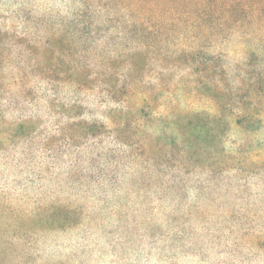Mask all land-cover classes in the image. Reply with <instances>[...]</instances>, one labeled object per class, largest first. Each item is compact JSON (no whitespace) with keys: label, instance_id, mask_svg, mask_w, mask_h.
<instances>
[{"label":"rangeland","instance_id":"obj_1","mask_svg":"<svg viewBox=\"0 0 264 264\" xmlns=\"http://www.w3.org/2000/svg\"><path fill=\"white\" fill-rule=\"evenodd\" d=\"M124 1L138 0H0V29L45 37L52 48L56 46L52 36L69 37L76 55L66 62L95 65L104 81L91 86H103L111 69L107 61L113 59L114 73H127L126 54L141 41L135 36L132 39L118 23L126 20L121 7ZM145 1L159 3L163 10L169 0ZM244 1L253 4L259 0ZM247 12L253 16V6ZM110 16L117 18L109 27L106 19ZM251 18L244 26L198 35L202 36L198 39L193 30L187 33V41L169 34L168 45L157 44L156 51L163 48L166 53L182 47H196L197 51L185 61L163 65L155 55L145 72L136 75L138 90L140 84L160 85L148 97L152 111L145 117L147 126L139 128L131 142L153 149L161 135L183 139L189 131L190 146L184 145L185 154L145 151L143 162L135 160L136 152L130 150V157L124 159L127 166L120 165L116 182L106 192L101 193L99 181L91 178L76 194L66 184V173L55 167L66 166L57 151L51 152L57 157L51 164L46 163L49 159L44 153L36 158V149L31 147V165L23 166L24 137L14 138L12 125L30 118L34 121L31 131L39 125L51 130L61 120L44 107L37 112L29 94L23 95L14 86L8 88L11 93L6 96L19 104L11 110L2 107L0 100V264H264V17L255 24ZM60 21L68 24L67 31L61 30ZM86 47L90 49L85 51ZM32 51L21 53L15 45L10 57L0 53V74L11 80L16 65L27 70L37 62L50 65L48 54L46 59ZM207 63L209 71L204 70ZM34 78L29 77L26 89L39 88L40 79ZM99 89L68 93L67 88L60 99L67 103L78 95L85 112L93 113ZM169 105L174 112L164 129L153 113H163ZM106 109L103 106L98 112ZM201 112L219 122L214 124L212 136L195 142L186 127L194 120L188 113ZM83 118L88 116L81 114ZM174 118L186 127L184 133L172 127ZM27 135L30 137V131L20 136ZM78 146L82 147L80 142ZM64 152L69 155L71 149ZM83 159L90 171L103 161ZM34 161H46L42 175L34 169ZM133 171H139V179L131 178ZM102 172L111 179L109 171ZM104 193L107 200L101 196ZM41 200L46 207L37 209ZM69 205L91 219L85 220L83 215L70 219L68 223L74 227L61 230L40 221L44 210L54 208L51 212L62 215Z\"/></svg>","mask_w":264,"mask_h":264},{"label":"trees","instance_id":"obj_2","mask_svg":"<svg viewBox=\"0 0 264 264\" xmlns=\"http://www.w3.org/2000/svg\"><path fill=\"white\" fill-rule=\"evenodd\" d=\"M164 6L167 9H163V11L160 9V4L154 1H124L121 7L125 10L126 20H118V23L121 24L123 30L132 36V39L135 36L137 40L139 38L141 41L136 49L129 50L126 54L127 61L124 68L127 73H114L113 59L107 61L106 65L111 68L107 81L113 78L115 80L106 81L103 86H91L92 82L104 81L102 74L96 72L95 65H88L87 63L72 65L66 62L68 57L76 55L75 52L73 54V48L71 47L74 41L69 37L56 38V35L52 36V40L56 45L52 48L53 46L47 43L49 40L46 42L45 37L31 36L29 33H25V30L22 32H10L3 30L5 27L0 29V53H3L5 58L12 55V50L16 45L21 53L28 52L32 54V49H34L39 55H45L46 59L48 54V60H50V65L44 66L37 62V64L30 66L28 70L38 72L35 75L29 74L28 70L20 65H16V74L11 80H6L0 74V95L2 94L0 100L2 107L12 110L18 106L19 102L17 100L13 99V97L9 98L11 95L6 96L10 92L8 88L14 86L20 89V93L23 95L29 94L28 96H31L33 100L31 106L37 112L41 110L38 107H44L48 112L52 113V117H58L61 120L53 124L51 130L40 129L39 125V127L31 131L34 121L30 118H23L12 125L15 128L14 138L24 137L25 145L20 152V156L26 158V161L22 163L23 166L31 165H29V161L33 157H31V152L28 153V151L31 147H34L37 153L36 158L42 157L44 153L49 159V161H42L41 163L34 161V169H36L37 174L42 175L45 170L43 167L44 163L53 164L54 162L50 161H55L57 157L51 155V152L57 151L59 156L66 161V166L57 164L55 167L66 173V184L72 190H75L76 194L82 192L80 186H84V183L91 178L99 181L102 193L108 190V185L116 182L115 174L118 172L120 165L127 166L128 162L124 161V159L130 157V150L136 152L132 157L135 160L141 159L142 162L146 161L142 158L146 153L145 151L157 153L164 150L168 155H172L173 152L185 154L186 147L184 145L190 146L191 138L189 131L187 132L189 138L186 135L184 130L186 127L192 131L193 141L195 142H199L204 137H210L215 133L213 126L217 121L219 122V119L216 117L211 119V117L204 116L202 112L188 113L193 115L194 120H190L186 127L179 124L178 118L175 120L176 117H179L178 115L171 122L172 127L177 132L180 130L183 133L185 132L183 139H181L182 136L173 139L163 134L157 139L158 147H153V149L152 147L144 148V145L139 142L137 144L132 143L131 138L136 136L138 129L147 126L145 117H150L149 113L152 111L148 97L160 85V83L158 85L140 84L138 90L136 75L140 74L141 71L142 73L145 72L151 65V59L155 55L157 63L163 65V63L171 60L185 61L189 55L197 51L196 47H182L173 53H166L163 48L156 51L157 44L162 46L169 44L168 42L170 41L166 40L169 34L173 39L179 35L178 38H185V41H187L186 35L191 30L195 33V38L198 39V37H202L198 35L213 34L225 29L230 30L244 26L245 22L252 19L251 17H253V24H255L264 17V1L259 0L250 4L244 0H169L164 2ZM252 6L253 12L251 13L253 16H250L247 9H251ZM113 12L117 14L115 11ZM116 18L117 16H110L106 19L109 27L110 23L113 22L112 19ZM60 22L64 26L61 30H66L68 24L64 21ZM83 42H85V39H83ZM88 49L90 47H86L84 50L87 51ZM21 53H19V56ZM54 53L56 55L52 57ZM210 69L211 65L207 63L204 70L209 71ZM30 76L35 77V81L37 78L40 79L36 83L39 88L28 87L26 89ZM55 76L57 77L55 78ZM5 86L8 87L6 88ZM98 87L100 88L99 103L98 106L94 104L93 113L85 112L83 100L78 98V95L70 98L67 103L60 99L63 94H66L65 90L67 88L69 89L68 93L73 91L83 93V90L88 91ZM215 90L217 92L220 91V89L216 88ZM103 106H107V109L101 111V113L98 112ZM165 110L163 113L166 116H161L163 113L160 112L153 113L154 119L157 117L160 120L159 123H164L161 125L164 129L170 125L169 121L174 112L171 105L166 107ZM81 114L87 115L88 119H80ZM27 131H30V137L28 135L20 136ZM58 139H62V141L57 143ZM160 140H162V146L159 144L161 143ZM79 142L82 145L81 148L78 146ZM69 149H71V152L66 155L64 151ZM84 157L88 162L96 159H103V161L98 163L94 170L90 171L83 166ZM115 161H120V163H115ZM103 170L110 172L111 179L109 173H107L106 178L102 172ZM25 173L27 174L28 172ZM139 177V171H133L131 178L137 180ZM101 196H103L104 200H107L106 193ZM37 204V209L46 207L43 206V200L38 201ZM52 210L54 208H51L48 212L45 210L41 212L46 214L44 219H40V221L43 224L50 223V226L60 230L74 227V225L70 227L71 224L68 223L70 219H75L79 216L82 219V215L85 220L91 219V217L82 213V210L76 207L63 208L62 215H56V213L51 212ZM92 215H98V213L92 212ZM80 224L81 226L83 225L82 223Z\"/></svg>","mask_w":264,"mask_h":264}]
</instances>
